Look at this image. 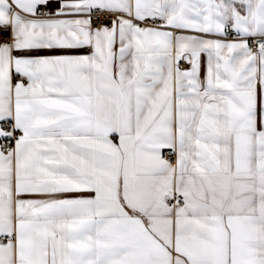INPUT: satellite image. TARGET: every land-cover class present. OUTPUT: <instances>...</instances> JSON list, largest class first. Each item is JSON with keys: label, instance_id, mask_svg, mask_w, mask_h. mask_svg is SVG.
<instances>
[{"label": "snow or ice", "instance_id": "snow-or-ice-1", "mask_svg": "<svg viewBox=\"0 0 264 264\" xmlns=\"http://www.w3.org/2000/svg\"><path fill=\"white\" fill-rule=\"evenodd\" d=\"M0 264H264V0H0Z\"/></svg>", "mask_w": 264, "mask_h": 264}]
</instances>
